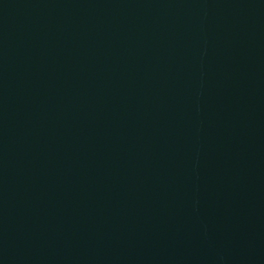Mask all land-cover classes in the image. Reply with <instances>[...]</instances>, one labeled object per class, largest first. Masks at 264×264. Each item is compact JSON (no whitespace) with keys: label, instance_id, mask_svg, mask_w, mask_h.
<instances>
[{"label":"water","instance_id":"1","mask_svg":"<svg viewBox=\"0 0 264 264\" xmlns=\"http://www.w3.org/2000/svg\"><path fill=\"white\" fill-rule=\"evenodd\" d=\"M0 264H264V0H0Z\"/></svg>","mask_w":264,"mask_h":264}]
</instances>
